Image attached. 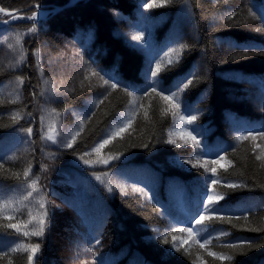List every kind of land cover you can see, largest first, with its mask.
Segmentation results:
<instances>
[{"label": "trees", "instance_id": "1", "mask_svg": "<svg viewBox=\"0 0 264 264\" xmlns=\"http://www.w3.org/2000/svg\"><path fill=\"white\" fill-rule=\"evenodd\" d=\"M69 1L0 7L29 15ZM146 4L77 0L45 19L0 27V264H28L37 242L32 264H52L64 242L49 216L55 203L73 210L89 247L81 234L72 253L92 264H264V162L253 143L264 131V0ZM157 58L158 88L179 91L194 73L181 109L196 117L190 131L201 138L200 155L220 160L215 175L183 167L178 161L193 164L198 151L168 143L170 113L144 76ZM65 63L72 76L61 73ZM105 73L127 87L112 89ZM203 191L224 198L197 224Z\"/></svg>", "mask_w": 264, "mask_h": 264}, {"label": "rangeland", "instance_id": "2", "mask_svg": "<svg viewBox=\"0 0 264 264\" xmlns=\"http://www.w3.org/2000/svg\"><path fill=\"white\" fill-rule=\"evenodd\" d=\"M241 2H245L247 0H240ZM1 8V7H0ZM3 9V8H1ZM5 11H9L12 12L10 10L7 9H3ZM33 12L37 13L36 18H43V17H47L45 16V10L41 9V8H34V10L29 14V15H24V14H11V17L9 18H0V27L1 26H6L9 25L11 23L17 22V21H34L33 20H29L27 19L28 16H30ZM57 12V11H56ZM54 12V13H56ZM52 13V14H54ZM2 14V13H1ZM15 16V19H12V17ZM35 18V19H36ZM9 21L8 23H4V21ZM67 45V46H66ZM70 45V44H69ZM68 43L63 44L62 47H69ZM46 55L48 56L49 53H46ZM49 57V56H48ZM54 58V57H53ZM13 60V59H12ZM82 63L85 67H89L91 64L90 62H88L86 60L85 57H81ZM14 62V61H13ZM55 64H58L55 61ZM59 69H61V73L66 75V76H72L71 72H67V63H65V65H58ZM66 69V70H65ZM70 69V68H68ZM66 71V72H63ZM90 71L89 73L92 74V70L89 68ZM169 111V116H170V121H171V125L168 128V137L169 140L173 141V144L178 145V146H187V147H191L194 148L198 151V155L197 158L193 164L192 162H188L185 163V161L181 160L178 161V163H180L183 167L189 168V167H194L193 165H195V167H202V168H210V169H214L215 167H217L218 165H220V160L219 159H215L217 162L213 163V159L214 158H206L200 155L201 151H202V146L200 145V137L195 136L191 131H190V124L187 122V120L185 121H181L180 120V116L181 115H185L184 112L182 111V102L181 99L179 98V107H173V104L176 102L175 99H173L172 102L166 101L164 99H162ZM49 129V128H48ZM47 139L48 141H52L54 139V134L52 131H49L47 134ZM49 137H51V139H49ZM192 137H195V139H192ZM254 148L257 150V155L260 157V159L264 162V144L261 143V141H263V138H259V137H254ZM197 141L199 142V144L197 145ZM264 142V141H263ZM4 144V143H1ZM1 146V145H0ZM66 191H68L67 194H69L68 196H74L75 192L72 191L69 187L65 188ZM49 210H52L49 209ZM53 210H55V212L50 211L49 212V216L53 217V219H55V225H53L54 229L59 230L58 234L57 232L55 233V238L60 240H63V245L60 249V251L55 252V254H53L52 258H51V263L52 264H92L91 259H89V261L85 260L82 257H78L77 254L78 251L74 250L72 253V249L70 247V244L72 242H74L75 240L78 241L77 244H79V237L81 234V228L79 226V222L77 220V218L74 215V212L71 208H68L67 206L61 205L59 203H55L53 204ZM54 213V214H53ZM61 236H60V235ZM85 239V235H82V240L80 242V244L82 246H87L89 247V245L83 243V240ZM100 243H98L99 246ZM102 244V243H101ZM104 246L100 247V251H103L104 248H108L110 246L109 242L103 243Z\"/></svg>", "mask_w": 264, "mask_h": 264}, {"label": "snow or ice", "instance_id": "3", "mask_svg": "<svg viewBox=\"0 0 264 264\" xmlns=\"http://www.w3.org/2000/svg\"><path fill=\"white\" fill-rule=\"evenodd\" d=\"M145 4H146V0H145ZM146 6L148 7H156L158 5H155V4H152V5H147ZM37 7H39V5H37ZM4 11L3 9H0V12ZM36 15L37 13L33 12L30 16L27 17V19L29 20H33L36 18ZM232 15L234 16L235 13H232ZM16 17L13 16L12 19H15ZM231 18V17H230ZM9 21H4V23H8ZM29 31H35V29H29ZM133 40H142L143 39V36H133L132 37ZM19 42V40L17 41ZM236 47H239L238 45H234ZM179 49H173V52L177 53V60L175 61L176 63H179ZM171 54L170 53H165V56H170ZM21 59H23V57H21ZM157 61L155 63V68L152 67V62L150 61L148 66L145 68L144 70V76H145V79H147L148 77V74L150 73L151 74V77H152V84L149 85L152 89L153 92H155L157 95H162V99L166 100V101H169V102H172L173 99H175V103L173 104V107H179V95L181 92H183L185 89H187L192 83H193V78H194V73L193 74H190V77H186V82L185 81H182L181 83L183 84V87H180L179 85H177V88L179 89V91H175V90H171V89H165L163 88L162 86L161 87H157L156 85L160 83V80H159V76L158 74L161 72L162 70V65L164 63V60L163 58H157ZM167 63L169 65L173 64V61L171 59H169L167 61ZM170 70V69H169ZM99 73L98 72H93L92 75H98ZM107 77V79H104V77ZM102 79H104V82L105 83H108L109 80H112L113 82L111 83V88L112 89H116L117 87H127V85H123L121 80H119L117 77L111 75V74H108V73H105L104 76L101 77ZM85 79H87V77H85ZM23 81H21L22 83ZM147 89H145L144 91H146ZM132 91H136V89H132ZM170 92V95L168 94ZM131 95V92L129 93ZM196 119L195 116H185V115H181L180 116V120L181 121H185L187 120V122L190 124L192 121H194ZM122 130V129H121ZM28 133L31 134L32 132V129H27ZM260 135L262 138H264V131H261L260 132ZM49 139H51V137H49ZM192 139H195V137H192ZM238 140H242V139H246V137H243V136H240V137H237ZM109 141L108 140H104L103 144L101 145V147H103V145H106ZM168 143H173V141L169 140ZM199 144V142L197 141V145ZM68 147L71 148L72 145L71 144H68ZM98 151V149H97ZM220 159H223V157H220ZM257 159H260V157L258 156ZM213 163H216L217 161L215 159H213L212 161ZM85 164H88L89 161H84ZM106 163V161L104 162ZM185 163H188V161H185ZM195 167V165H193ZM213 171V174L215 175V169L212 170ZM25 176L28 175V172L26 171L24 173ZM97 180L100 179L99 176L96 177ZM219 182L218 179H212L211 180V183L214 185V184H217ZM33 184H35V181H33ZM31 186V185H30ZM228 187L230 188H235L237 187V185L235 184H229L227 185ZM142 191V190H140ZM29 196L32 195V193H28ZM207 197V199L205 200L203 197ZM224 197L223 196H220V197H214V195L210 194L209 191H203L202 192V196H201V199L197 202V205H196V208H195V211H194V215L192 216V219L196 220V223L197 224H200L203 220H205L206 218H209V214H212V213H217L220 211V208L216 207V200L218 199H223ZM25 199H27V197H25ZM197 217H199V219H197ZM223 218V217H221ZM41 225H44V221L41 220L40 221ZM10 227H12V225H10ZM186 231H188L189 233H191L193 231L192 227H191V224L189 223L188 227L185 229ZM45 231V228L44 227H41L40 230L38 232H36L35 234L36 235H43ZM206 239V238H205ZM166 242V241H165ZM97 243H99V241H97ZM203 246V245H202ZM41 245L40 243H35L32 245V248H31V251H32V255H29L28 256V264H32V261H33V256H35V254L37 253V251L40 249Z\"/></svg>", "mask_w": 264, "mask_h": 264}, {"label": "water", "instance_id": "4", "mask_svg": "<svg viewBox=\"0 0 264 264\" xmlns=\"http://www.w3.org/2000/svg\"><path fill=\"white\" fill-rule=\"evenodd\" d=\"M75 1L77 0H70L69 2H67L66 4L62 5V6H54L51 10H49L48 12L49 13H54L56 11H59L61 10L62 8L64 7H67V6H70L71 4H73ZM34 6L30 7V8H33ZM1 9V8H0ZM16 12H21V10H18V11H12V12H9V11H2L3 14L5 15H11V14H14Z\"/></svg>", "mask_w": 264, "mask_h": 264}, {"label": "bare ground", "instance_id": "5", "mask_svg": "<svg viewBox=\"0 0 264 264\" xmlns=\"http://www.w3.org/2000/svg\"><path fill=\"white\" fill-rule=\"evenodd\" d=\"M16 11H18V10H16ZM2 12H0V17H3V16H6L5 14H1ZM20 12H16L15 14H19Z\"/></svg>", "mask_w": 264, "mask_h": 264}]
</instances>
